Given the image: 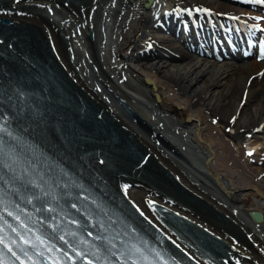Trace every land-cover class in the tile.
<instances>
[{"label": "bare ground", "instance_id": "obj_1", "mask_svg": "<svg viewBox=\"0 0 264 264\" xmlns=\"http://www.w3.org/2000/svg\"><path fill=\"white\" fill-rule=\"evenodd\" d=\"M79 1L87 13L68 0H8L0 19L37 29L75 102L81 106L82 98L90 109L94 104L139 149L143 157L136 163L153 165L135 170L136 177H117L122 200L195 264L215 263L173 232L154 204L220 240L228 250L225 264H264V218L249 215L252 209L264 213V172L257 164L264 146L255 130L264 124V58L190 51L185 43L195 42L196 33L184 16L195 6H213L238 14L245 27L264 15V6H255L257 11L232 0H153L149 7L145 0ZM176 7L184 8L182 14L169 15ZM211 23L209 34L216 30L218 36L220 27ZM171 24L186 27L185 34L175 37Z\"/></svg>", "mask_w": 264, "mask_h": 264}, {"label": "snow or ice", "instance_id": "obj_2", "mask_svg": "<svg viewBox=\"0 0 264 264\" xmlns=\"http://www.w3.org/2000/svg\"><path fill=\"white\" fill-rule=\"evenodd\" d=\"M257 2L258 3H264V0H257ZM3 130H4L3 128H0V131H3ZM2 151H3V145H2V141H0V152H2ZM249 155H251V153H249ZM36 187H40V186L36 185ZM43 195L44 196H51V199L53 201H55L57 199L50 192H43ZM36 199H40V196H37ZM28 202L31 203V199H29ZM57 207H59L58 204H57ZM72 207H75V204H73ZM36 210L40 211V209H36ZM56 210H57L56 207H52V208L48 209L49 212H56ZM8 215L12 216L13 213L8 212ZM0 219H3V217L0 216ZM14 219H18V217H14ZM53 219H55V217H53ZM71 222L74 223L75 221L73 220ZM8 227L11 228L12 226L8 225ZM101 227H103V225H101ZM12 230L16 231V229H12ZM27 231H31V229H27ZM53 231L54 232L56 231L55 227L53 228ZM17 235L20 236L21 234L19 232H17ZM70 235L75 237L76 233L73 232V233H70ZM89 235H91V233H89ZM21 239H24V238L21 236ZM59 239L64 240V236L63 235L59 236ZM94 239H97V240L103 239L106 241L105 249L107 251V256H104L102 258V256L98 254L99 250L97 252H93L92 255L95 256L96 260H98V261H101L103 259L104 261H107V264H112V261L109 259V257L117 255L116 251H114V249L116 248V244L113 242V240L115 238L109 239L107 236H96V237H94ZM35 241H38L40 245H44L45 247H47V250L49 252H51L52 249L55 248L54 244L50 245V246L46 245L45 240L43 238H41L40 236H36ZM24 243H25V245H28L29 247H33V248L37 247V244L35 242H33L31 239H25ZM64 243L68 244V241L64 240ZM81 243H86V242L81 240ZM121 243L124 244L123 249L120 251V256L124 257L123 264H153V262L149 259V255L145 251L147 242L141 241V243H143L145 245V248H142L140 246V244H138V243L129 242V243L125 244L123 241H121ZM0 244H4L5 247H8L7 244H5V240L3 237H0ZM69 246L71 247V245H69ZM17 247L20 248V245H17ZM93 247H95V245H93ZM8 250L10 252H12V249L10 247L8 248ZM20 251L24 252V254L27 255V251L25 248H20ZM59 251H62V249H60ZM72 251L76 252L77 256L83 255V253L77 252V250L75 248H72ZM148 252L155 253V256L157 258H159V256H160V254L158 252H156L155 249H149ZM15 254L16 253L13 252V255H15ZM40 254L43 255V253H40ZM65 255H67V253H65ZM17 259H19V257H17ZM29 259H31V258H29ZM33 264H36V262L33 261ZM53 264H57V261L54 260ZM89 264H92V262L89 261Z\"/></svg>", "mask_w": 264, "mask_h": 264}, {"label": "rangeland", "instance_id": "obj_3", "mask_svg": "<svg viewBox=\"0 0 264 264\" xmlns=\"http://www.w3.org/2000/svg\"><path fill=\"white\" fill-rule=\"evenodd\" d=\"M71 6H73V7H71V8H74V9H76L77 10V8L76 7H74V5H71ZM11 25H15L14 23L13 24H11ZM15 27V26H14ZM16 28V27H15ZM30 28H32V27H30ZM33 30L31 31V33H33V34H36V30L34 29V28H32ZM36 31V32H35ZM168 61H170V60H168ZM263 141V145H264V140H262ZM248 142V139L245 141V143H247ZM260 156V157H259ZM258 157H259V159L262 161V168H263V172H264V154H261V155H259ZM261 162H259V163H257V164H260ZM162 174H165V173H162ZM189 200H191V199H189Z\"/></svg>", "mask_w": 264, "mask_h": 264}, {"label": "water", "instance_id": "obj_4", "mask_svg": "<svg viewBox=\"0 0 264 264\" xmlns=\"http://www.w3.org/2000/svg\"><path fill=\"white\" fill-rule=\"evenodd\" d=\"M250 214H252V215H256V214H258V215H260V217H258V218H262V217H263V214H262L261 211H259V212H251V211H250Z\"/></svg>", "mask_w": 264, "mask_h": 264}]
</instances>
